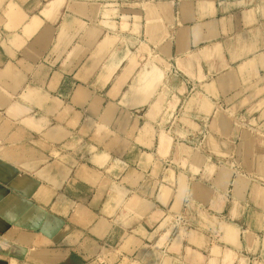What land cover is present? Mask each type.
Masks as SVG:
<instances>
[{
  "label": "crops",
  "instance_id": "crops-1",
  "mask_svg": "<svg viewBox=\"0 0 264 264\" xmlns=\"http://www.w3.org/2000/svg\"><path fill=\"white\" fill-rule=\"evenodd\" d=\"M0 264H264V0H0Z\"/></svg>",
  "mask_w": 264,
  "mask_h": 264
}]
</instances>
